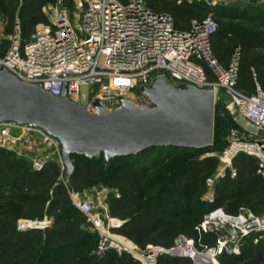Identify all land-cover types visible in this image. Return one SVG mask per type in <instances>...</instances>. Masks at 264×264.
Here are the masks:
<instances>
[{
    "label": "built area",
    "instance_id": "2783aa9c",
    "mask_svg": "<svg viewBox=\"0 0 264 264\" xmlns=\"http://www.w3.org/2000/svg\"><path fill=\"white\" fill-rule=\"evenodd\" d=\"M75 9L74 14L66 8L52 10L26 39L17 24L8 49L0 55V72L55 97L64 94L89 113H96L94 101L104 104L107 111L119 108L120 99L134 87L148 86L160 76L169 83L211 90L218 95L216 103L221 92L228 99L229 113L236 112L247 123L242 136L237 129L230 130L220 165L205 183L212 187L217 180L235 179L232 163L240 153L255 158L257 173L264 180V87L256 82L252 93L238 89L239 47L226 64L217 58L212 47L217 23L212 16L192 20L188 30H178L169 14L150 9L144 0H75ZM251 72L256 78L254 69ZM0 149L27 159L35 172L55 162L58 179L66 184L60 143L43 128L0 122ZM72 204L86 217V226L100 236L96 254L108 248L135 252L110 234L121 225L120 220L108 218L105 223L91 212L89 203L72 199ZM50 223L47 218L23 220L17 228L42 229ZM195 232V238L179 234L169 248L148 245L135 258L142 264H156L158 256L166 254L187 257L193 264H219L221 254H239L246 240L264 239V215L249 210L232 215L217 207L204 216ZM211 232L218 236L208 246L201 236Z\"/></svg>",
    "mask_w": 264,
    "mask_h": 264
},
{
    "label": "trees",
    "instance_id": "16d2710c",
    "mask_svg": "<svg viewBox=\"0 0 264 264\" xmlns=\"http://www.w3.org/2000/svg\"><path fill=\"white\" fill-rule=\"evenodd\" d=\"M7 1L11 3L12 0ZM144 1L150 9L169 14L178 30H188L192 20L200 21L205 18H193L189 22V19L175 18L174 14L164 9H158L154 0ZM31 2V7L26 14L28 18L23 20L21 24L25 33L23 34L25 36L22 37L24 39L29 36L36 24L46 21V17L41 11L45 5V0H31ZM15 14L16 9L14 7L7 12L6 30L8 32L13 29ZM2 16L3 11L0 7V19ZM188 22L189 26L187 27ZM215 35L216 32L212 40L214 53L222 63L226 64L235 49L227 58H220L216 50ZM236 47L240 48L237 87L246 93H252L254 86L253 90L248 92L243 84L242 65L246 63V59L241 57V46L236 45ZM2 51L0 49V55L5 53ZM251 69H254L256 76L259 75L256 68ZM259 84L264 87L261 83ZM219 105L220 101H217L214 106V129L221 122L228 121L225 113L218 109ZM213 145L214 143L204 149L155 147L146 149L137 155L114 157L109 162L119 161L120 167H113L117 173L121 170V166L131 167L133 162L138 161L139 157H145L148 155L147 153L157 148L172 151L173 154L170 155H177L187 150L195 152L210 150ZM71 159L74 169L68 176H65L66 184H63L58 181L60 170L55 162H49L43 170L35 172L31 170L28 160L16 156L11 151L0 149V203L7 199L4 193L15 194L16 198L13 199L18 201L19 205L25 209V213L17 216L12 212L14 207L11 204H6L0 213V264H57L53 258L54 254H61L60 264H141L129 253L125 251L118 253L113 248H108L100 255L95 253L97 236L84 228L86 217L72 204L70 194L73 191H80L87 182L96 181L100 169L95 164L86 163L84 160L91 158L83 155H72ZM209 161L210 159L194 164L191 175L196 180H191L189 184L182 186L180 189H178L179 183H185V180L175 173L168 179L157 178L155 181V184L161 187L157 194L159 197H181L180 194L183 192L184 202L181 205L175 206L174 204L170 205L169 201H160L158 204H154L153 207L137 211L134 209V199L131 196L120 194L119 197L113 198L108 205V215L110 218L123 221V223L117 228H112V232L131 240L140 249H145L148 245L169 248L179 234L195 238V227L212 209L220 207L226 213L232 215L243 210L242 208L238 209L240 202L223 205L218 203L208 204L201 201L200 198L195 199V194L201 190L200 185L202 184L203 174L209 169ZM233 163L237 165V177L231 181V184H229V179L226 178L217 180L215 185L229 200L244 195L252 197V202L248 203V208L250 211L257 213L258 207L264 208V180L257 173L256 160L252 156L240 153L234 158ZM198 173L203 174L198 177ZM128 181L117 176L116 180L110 181L108 185L114 186L120 191H129ZM50 193L52 196H50ZM47 201H49V204L46 206ZM49 209L53 210L51 217L47 215ZM19 217L34 221H42L47 218L51 220V223L43 229L19 230L17 228ZM185 217H195L196 220L193 223H185L183 221ZM217 236V233L211 232L202 234L201 239L204 244L210 246L215 244ZM263 244L264 239L259 240L257 243L248 239L242 246L241 254L251 255L263 251ZM130 245L132 244L130 243ZM225 257H229L227 253H223L218 257L219 264L223 263ZM235 259L238 258L232 256L228 261H234ZM157 264H193V262L187 257H171L162 254L158 256Z\"/></svg>",
    "mask_w": 264,
    "mask_h": 264
},
{
    "label": "rangeland",
    "instance_id": "374dc122",
    "mask_svg": "<svg viewBox=\"0 0 264 264\" xmlns=\"http://www.w3.org/2000/svg\"><path fill=\"white\" fill-rule=\"evenodd\" d=\"M31 3V0H12L11 3L7 0H0V7L3 11V16L0 19V49L3 50L2 52H5L8 49L11 39L17 31V24L19 25L21 36H25L23 35L25 33L22 30L21 24L23 20L28 18L26 14L31 7ZM154 3L158 9H164L167 12L174 14L175 18L189 19V22L193 18H203L207 16L214 17L218 25L214 40L220 58H227L230 56L231 52L237 48L236 45H240L241 57L246 59V63L242 65L243 84L246 91L251 92L256 82L264 85V0H154ZM12 7L16 9L15 23L12 31L8 32L6 30V16L7 12ZM63 8L70 10L71 14L76 13L75 0H45V5L41 11L47 21L52 10ZM189 22L186 25L187 27L189 26ZM251 68L257 69L259 75L256 76V78L252 76V72L250 75L249 70ZM170 84L175 91L179 92L190 87L183 83ZM146 87L148 86L134 87L123 97L124 100L140 111H150L155 109V104L144 92ZM220 95L221 99L219 100L220 105L218 109L225 113L228 117V121L221 122L220 125L214 129V145L212 149L201 152L187 150L177 155H170L173 154L172 151H165L157 148L147 153V156L139 157L138 161L133 162V166H121V170L117 173L113 169V167H120V163L117 160L105 163L104 160H102L103 156L101 157V154L92 157V160L85 159L84 161L86 163L97 165L100 169V174L96 181L87 182L80 191L71 192V201L72 199H75L89 203L91 212L97 214L105 223L108 218H110L107 211L108 205L113 198L119 197L120 194L131 196L134 199V209L137 211L153 207L154 204H158L160 201H169L170 205L174 204L175 206L181 205L184 202L183 192L180 194L181 197H159L157 194L161 187L160 185H156L155 181L157 178L168 179L175 173L178 177H182L185 180V183H179L178 189H180L182 186L189 184L191 180H196L191 175L194 164L210 159L209 169L205 171V174L198 173L197 175L198 177L202 176L201 174L204 176L203 179H201L202 184L200 185L202 191L200 190L199 193L195 194V199L200 198L201 201L208 204L218 203L228 205L234 202H240L241 204H239L238 209L242 208L243 210H249L248 203L252 202V197L244 195L229 200L225 198L224 193L220 192L215 184L212 187H208L205 183L206 178L213 176L220 165L219 157L223 153V149H225L226 145L229 143V130L235 128L237 129L239 136H242L243 128L247 123L246 120L236 112L232 114L229 113L225 108L228 99L223 97L221 92ZM232 165L234 168L237 166L235 163H232ZM68 175L67 170L64 171V176ZM117 176L129 180V191H120L116 187L108 185L110 181L116 180ZM228 179L230 181L229 184H231L233 179ZM58 181L61 182L60 179ZM187 181L188 183H186ZM210 195L211 197H209ZM4 196H6L7 199L0 203V213L6 204H11L14 207L12 212L17 216L25 213V209L19 205L18 201L13 199L16 198L15 194L4 193ZM50 196H52L51 193ZM206 197L211 198V201H208ZM48 204L49 201L46 202V206ZM251 212L257 216H263L262 213H264V208L258 207L257 213H254L253 211ZM52 213L53 210L51 211V209L47 211L49 217H51ZM23 220L33 221L19 217L17 224ZM195 220V217L183 218L185 223H193ZM84 228L91 234L97 236L96 242L98 246L100 236L87 226ZM110 234L118 236V240L122 241L126 246H128L127 243L130 242L132 245H129V248H135L134 253L126 250H122L121 252L125 251L133 258H135L137 254L144 253L145 249H140L131 240L112 231H110ZM60 256L61 254L53 255L57 264H60ZM228 256L229 257L224 258L222 264H264V244L263 251H259L255 254H241L240 252L236 255L228 254ZM232 256H236L238 259L229 262L228 260L232 258Z\"/></svg>",
    "mask_w": 264,
    "mask_h": 264
},
{
    "label": "water",
    "instance_id": "95a60500",
    "mask_svg": "<svg viewBox=\"0 0 264 264\" xmlns=\"http://www.w3.org/2000/svg\"><path fill=\"white\" fill-rule=\"evenodd\" d=\"M144 92L155 109L140 111L121 98L113 111L94 101L96 113H89L64 94L55 97L1 71L0 122L31 124L58 139L67 174L74 169L72 155L102 154L107 163L155 147L212 145L218 95L193 86L175 91L164 76L154 78Z\"/></svg>",
    "mask_w": 264,
    "mask_h": 264
},
{
    "label": "bare ground",
    "instance_id": "6f19581e",
    "mask_svg": "<svg viewBox=\"0 0 264 264\" xmlns=\"http://www.w3.org/2000/svg\"><path fill=\"white\" fill-rule=\"evenodd\" d=\"M119 238H120V237H119ZM127 244H128V246L130 245V243H127ZM125 246H126V244H125ZM128 246H127V247H128ZM128 248H129V247H128ZM132 249H133V247H132V248H130V250H132Z\"/></svg>",
    "mask_w": 264,
    "mask_h": 264
},
{
    "label": "crops",
    "instance_id": "0c3cea01",
    "mask_svg": "<svg viewBox=\"0 0 264 264\" xmlns=\"http://www.w3.org/2000/svg\"><path fill=\"white\" fill-rule=\"evenodd\" d=\"M115 219V218H114ZM118 220V219H117ZM123 223V221H121V224ZM125 239V238H124Z\"/></svg>",
    "mask_w": 264,
    "mask_h": 264
}]
</instances>
